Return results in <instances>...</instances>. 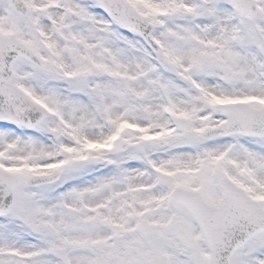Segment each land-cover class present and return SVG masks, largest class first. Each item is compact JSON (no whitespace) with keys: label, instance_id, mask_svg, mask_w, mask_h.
<instances>
[{"label":"snow or ice","instance_id":"1","mask_svg":"<svg viewBox=\"0 0 264 264\" xmlns=\"http://www.w3.org/2000/svg\"><path fill=\"white\" fill-rule=\"evenodd\" d=\"M0 264H264V0H0Z\"/></svg>","mask_w":264,"mask_h":264}]
</instances>
